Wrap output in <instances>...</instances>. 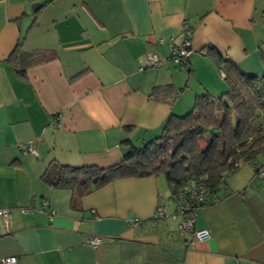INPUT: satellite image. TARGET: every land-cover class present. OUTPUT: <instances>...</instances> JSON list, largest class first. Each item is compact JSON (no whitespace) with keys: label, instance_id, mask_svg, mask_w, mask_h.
<instances>
[{"label":"crops","instance_id":"0c3cea01","mask_svg":"<svg viewBox=\"0 0 264 264\" xmlns=\"http://www.w3.org/2000/svg\"><path fill=\"white\" fill-rule=\"evenodd\" d=\"M185 25L189 68L201 64L204 77L198 91H187L189 101H171L154 90L190 88V71L167 61L170 44H184ZM19 44L56 57L21 78L7 62ZM153 54L165 61L147 68ZM217 56L247 75L264 73V0H0V209L11 210L1 222L0 261L264 264V177L253 166L229 176L220 201L198 211L194 229L208 230L207 242L179 229L171 199L159 216L158 177L117 181L83 197L45 180L54 164H120L123 147L158 137L193 97L221 95ZM31 142L35 154L19 149ZM94 236L103 239L97 249Z\"/></svg>","mask_w":264,"mask_h":264},{"label":"trees","instance_id":"16d2710c","mask_svg":"<svg viewBox=\"0 0 264 264\" xmlns=\"http://www.w3.org/2000/svg\"><path fill=\"white\" fill-rule=\"evenodd\" d=\"M55 57L44 51H23L19 44L7 62L25 78L29 68ZM189 59L179 66L191 73ZM215 64L224 76L221 96L202 91L191 110L171 114L158 137L140 147L131 143V152L120 164L106 169L54 164L46 182L83 197L117 181L164 176L176 211L185 198L195 212L217 204L229 176L246 165L253 166L255 173L257 166L264 165L260 164L264 157V73L247 75L221 56L215 57ZM182 90L168 84L154 92L173 101ZM191 182L204 188L201 201L192 200L185 192Z\"/></svg>","mask_w":264,"mask_h":264},{"label":"built area","instance_id":"2783aa9c","mask_svg":"<svg viewBox=\"0 0 264 264\" xmlns=\"http://www.w3.org/2000/svg\"><path fill=\"white\" fill-rule=\"evenodd\" d=\"M184 39L185 42L182 45H176L175 43L170 44V56L167 61H169L174 66L181 65L184 61L188 59V57L191 55V50L187 49V42L191 39L192 31L189 26H184ZM165 59H162L158 57L156 54L150 55L146 59V67L147 68H158L164 63ZM19 149L23 152H28L31 154H35L36 151L32 146V142L29 144L20 145ZM256 178H262L264 177V165L257 166ZM185 192L189 195V197L192 200L198 199V201H201L204 195V188L197 184L196 182H191L184 188ZM27 211V210H26ZM11 210L8 208L0 209V236L2 234L1 232V222L3 221L5 224L8 223L9 215ZM157 213L159 216L164 215V207L163 205H159L157 209ZM197 212L194 211V209L189 206L186 198L182 201L181 206L175 213V218L181 217L182 221L179 224V229L181 231H193L194 236L196 239L200 242H207L211 239V233L208 230H195V221ZM89 243L93 249H97L100 245L103 243V239L101 237H91L89 240ZM17 258L11 257L7 259H3L0 261V264H16Z\"/></svg>","mask_w":264,"mask_h":264},{"label":"rangeland","instance_id":"374dc122","mask_svg":"<svg viewBox=\"0 0 264 264\" xmlns=\"http://www.w3.org/2000/svg\"><path fill=\"white\" fill-rule=\"evenodd\" d=\"M199 65H201V64H198V63H193V66H192V68H193V71L190 73V74H188V79H190L189 80V83H188V85H189V89L188 90H185V88L186 87H184V90L186 91L185 92V94H183V93H181L180 94V97H181V100H182V102H185V101H187V98H188V101H189V95H191V94H187L188 92L187 91H189L190 89L191 90H196V91H198L199 89H200V80H201V78L202 77H204V75H202V72L199 70ZM181 69H182V67H181ZM186 69V68H185ZM185 71H188L187 69L185 70ZM187 84V83H186ZM184 86H186V85H184ZM215 96H221V95H215ZM191 98V97H190ZM195 97H193V100L192 101H190V108L192 109L193 108V106H194V102H195V99H194ZM187 108H189V107H186L185 109H184V114H185V112H187L189 109H187ZM190 109V110H191ZM249 169V166L246 168H241L237 173H235V174H232V176L228 179V182L230 181V179H233L234 178V176L233 175H237V176H241V175H243L246 171H250V170H248ZM255 172V171H254ZM158 179H159V183H160V185L163 183L164 184V187H162V188H160L161 189V191L163 192L162 193V198H163V200H162V202H161V205H171V201H170V192H169V190H168V187H167V184H166V180H165V178H164V176H159L158 177ZM246 186L249 188L250 186H249V182H247L246 183Z\"/></svg>","mask_w":264,"mask_h":264},{"label":"water","instance_id":"95a60500","mask_svg":"<svg viewBox=\"0 0 264 264\" xmlns=\"http://www.w3.org/2000/svg\"><path fill=\"white\" fill-rule=\"evenodd\" d=\"M187 49L189 50L190 47H187ZM130 152H131V149L130 148H128V147H123L122 148V153H123V156L124 157H127Z\"/></svg>","mask_w":264,"mask_h":264}]
</instances>
